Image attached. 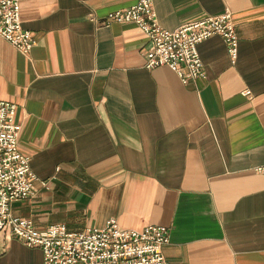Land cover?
<instances>
[{
    "label": "crops",
    "instance_id": "crops-1",
    "mask_svg": "<svg viewBox=\"0 0 264 264\" xmlns=\"http://www.w3.org/2000/svg\"><path fill=\"white\" fill-rule=\"evenodd\" d=\"M137 1L21 3L36 45L23 55L0 39V100L17 106L18 149L49 189L36 183L12 214L38 230L166 227L170 264H264V0H153L166 30L232 14L236 63L213 36L198 46L206 79L187 85L146 69L138 26L102 25ZM0 264L45 262L2 233Z\"/></svg>",
    "mask_w": 264,
    "mask_h": 264
},
{
    "label": "built area",
    "instance_id": "built-area-1",
    "mask_svg": "<svg viewBox=\"0 0 264 264\" xmlns=\"http://www.w3.org/2000/svg\"><path fill=\"white\" fill-rule=\"evenodd\" d=\"M22 2L0 0V39L29 55L36 40L23 28ZM111 23L138 26L147 38L146 69L167 67L185 85L206 79L198 46L213 36L223 38L233 64L238 59L239 38L229 10L166 30L158 23L153 0H138L128 9L108 14L102 25ZM243 95L252 94L247 90ZM16 110L15 104L0 100V234H10L27 247L40 248L45 264H170L164 252L170 243V230L166 227L124 229L111 219L103 229L70 232L58 224L38 230L31 220L14 216L12 204L34 198L36 183L49 189V182L38 179L31 170L30 158L18 149L22 126L15 123ZM255 172L264 174V166L255 168Z\"/></svg>",
    "mask_w": 264,
    "mask_h": 264
}]
</instances>
